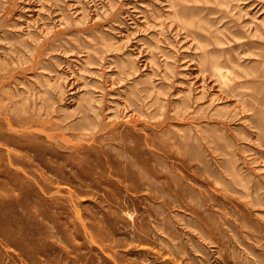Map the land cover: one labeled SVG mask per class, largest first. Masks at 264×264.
<instances>
[{"label": "rangeland", "instance_id": "374dc122", "mask_svg": "<svg viewBox=\"0 0 264 264\" xmlns=\"http://www.w3.org/2000/svg\"><path fill=\"white\" fill-rule=\"evenodd\" d=\"M0 264H264V0H0Z\"/></svg>", "mask_w": 264, "mask_h": 264}]
</instances>
